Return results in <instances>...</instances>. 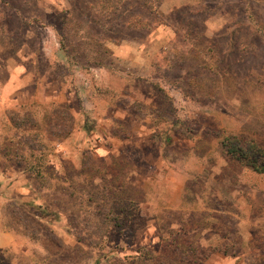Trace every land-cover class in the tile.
I'll return each instance as SVG.
<instances>
[{
	"label": "rangeland",
	"instance_id": "rangeland-1",
	"mask_svg": "<svg viewBox=\"0 0 264 264\" xmlns=\"http://www.w3.org/2000/svg\"><path fill=\"white\" fill-rule=\"evenodd\" d=\"M36 132L54 144L47 183L0 153V264H115L166 237L248 264L264 174L223 141L264 145V0H0V147ZM123 171L138 209L121 233L127 213L96 211Z\"/></svg>",
	"mask_w": 264,
	"mask_h": 264
},
{
	"label": "trees",
	"instance_id": "trees-1",
	"mask_svg": "<svg viewBox=\"0 0 264 264\" xmlns=\"http://www.w3.org/2000/svg\"><path fill=\"white\" fill-rule=\"evenodd\" d=\"M49 120L51 121V118H49ZM28 124L33 128L38 127V123L34 121L33 116L28 117ZM51 127L48 129V133L60 137V131H53ZM37 132L34 135V141H32V143L29 141L26 142V144H28L26 151L21 152L17 150L11 155L9 147H0V153L5 159L20 167L24 173L31 174L42 183H47L46 174L47 172H54V169L46 162V154L48 149L54 148V144L48 142V139L45 138L46 134ZM223 145L230 165L238 163L241 167L250 168L258 174H264L263 144L243 137L231 136L224 139ZM116 173L112 174L111 179L114 185L111 186V188L106 185V191H101L100 194H98V199H100V202L102 201L103 204L101 207L99 206L97 208L96 213L100 218L110 221L113 218L120 219L127 213L128 223L124 226V223L115 220V227L113 228L115 231L124 233L127 230L129 232L135 223L134 217L136 214H134L132 209H138V205L136 206L134 204L136 202V197L130 192V188L126 189L127 186L125 184L128 185V182L119 181L122 178L121 175L124 174L123 176L125 177V174L128 173L124 171L123 173L120 172L121 174L118 173L116 175ZM72 194L73 193H71V195ZM135 194H138V192ZM124 201L127 205L115 207L117 206V202L124 203ZM113 207L117 208L118 212ZM126 208L130 210L126 212ZM71 228L73 230L76 229L75 226ZM218 249L219 247L213 249V251L204 249L197 240L190 239L189 237L186 239L166 237V239L162 240L158 248L140 247L135 250L136 253L133 255L114 259V261L115 264H206L211 254H214ZM222 250L225 255L231 252L228 247ZM259 252L260 253L252 256L248 264L251 262V264H264V251L262 250L261 252V249H259Z\"/></svg>",
	"mask_w": 264,
	"mask_h": 264
}]
</instances>
